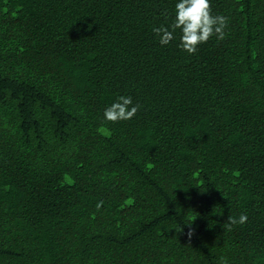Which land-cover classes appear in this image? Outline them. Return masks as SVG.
<instances>
[{
  "label": "trees",
  "instance_id": "obj_1",
  "mask_svg": "<svg viewBox=\"0 0 264 264\" xmlns=\"http://www.w3.org/2000/svg\"><path fill=\"white\" fill-rule=\"evenodd\" d=\"M174 3L0 0V264H264V0L191 55Z\"/></svg>",
  "mask_w": 264,
  "mask_h": 264
},
{
  "label": "clouds",
  "instance_id": "obj_2",
  "mask_svg": "<svg viewBox=\"0 0 264 264\" xmlns=\"http://www.w3.org/2000/svg\"><path fill=\"white\" fill-rule=\"evenodd\" d=\"M227 22L226 16L213 14L211 0H175L171 22L167 26L154 27L152 32L159 44L167 45L177 40L176 46L191 55L213 36L217 41L223 40ZM138 110L139 105L133 103L131 96L115 95L103 109L102 119L113 123L127 121ZM228 219L230 223H244L247 217L241 214L238 220L232 217ZM191 235L192 230L189 229V238Z\"/></svg>",
  "mask_w": 264,
  "mask_h": 264
}]
</instances>
